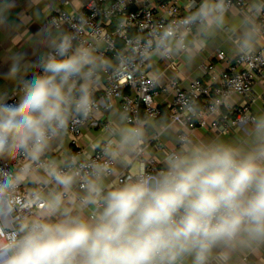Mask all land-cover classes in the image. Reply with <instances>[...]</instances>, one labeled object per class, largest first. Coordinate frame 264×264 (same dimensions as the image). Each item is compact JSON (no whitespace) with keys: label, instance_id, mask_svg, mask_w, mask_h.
<instances>
[{"label":"built area","instance_id":"1","mask_svg":"<svg viewBox=\"0 0 264 264\" xmlns=\"http://www.w3.org/2000/svg\"><path fill=\"white\" fill-rule=\"evenodd\" d=\"M257 1L259 9L254 25L264 36V0ZM215 3L223 11L239 9L246 13L250 10L247 0H215ZM200 7L198 0H90L78 9L59 7L49 15L47 23L59 31L60 37L45 64L49 58L65 59L78 50L95 53L96 62H106L111 56L116 64L104 66L105 83L101 92L95 85L82 91L78 83L79 75L69 80L71 88L65 94L67 103L63 106L65 121L63 125H53L47 139L49 142L62 134L71 138L75 149L64 165H57L49 157L34 159L30 154L31 145L27 150L14 149L0 155V177L11 176L16 182V187L5 199L10 212L9 222L6 225L0 220V254L7 256L15 252L16 241L24 235L32 221L39 219L45 222L40 214L49 207L48 187L37 183L29 189L24 183L26 176L42 170L55 182L72 175L79 181L81 190L90 189V179L103 177L111 178L110 192L139 182L153 187L169 173V160L180 156L176 151L168 150L158 131L148 137H139L134 160L140 163V169L136 174L116 173L117 155L113 151V139L80 159L83 127L88 123L95 124L96 113L110 111L119 103L127 123L138 131L140 127L159 119L162 105L158 104V98L168 95V124L162 130L177 127L182 149L187 148L191 135L199 128L228 135L245 124L256 123L249 103L230 105V100L234 95L249 97L258 83L264 84V46L257 52L244 51L222 73H218L211 64L204 65L202 70L209 74L210 79L206 82L195 79L188 89H184L176 79L160 83L148 70V60L156 51H161L167 62L176 65L172 41L181 52L189 50L188 35L204 21L201 13L197 16L189 13H199ZM65 38L70 46L62 57L57 49ZM224 56V52L219 53V57ZM44 75H47L44 67L34 72L0 106H18L26 85ZM82 77L94 82L101 78L95 62L88 65ZM84 92L89 103L86 110H78L77 105ZM104 128L113 131V122L108 120ZM153 145L157 151L166 154L165 166L155 159L147 161L144 158ZM254 192V189L250 190L249 197ZM82 201L85 203L86 199ZM92 203L93 217L97 219L106 207V190L96 188ZM244 224L248 225L247 221ZM171 253L169 258L166 252L158 256L156 264H179L178 256L174 251ZM205 260L204 256L203 262ZM74 264H78L77 255Z\"/></svg>","mask_w":264,"mask_h":264},{"label":"clouds","instance_id":"2","mask_svg":"<svg viewBox=\"0 0 264 264\" xmlns=\"http://www.w3.org/2000/svg\"><path fill=\"white\" fill-rule=\"evenodd\" d=\"M69 46L65 38L58 55L65 56ZM90 64L87 50L49 58L47 75L26 85L18 106H0V155L31 145L30 154L38 156L53 125L65 121L64 86ZM88 103L84 92L78 110ZM168 163L169 173L153 187L139 182L109 192L94 225L78 219L32 221L15 252L0 254V264H74L81 252L86 254L82 264H156L163 253L190 247L199 249L197 264H203L211 244L234 236L245 221L250 235L264 237V169L254 157L237 160L230 148L197 149ZM253 185L254 194L245 199ZM15 187L13 177H0V200Z\"/></svg>","mask_w":264,"mask_h":264},{"label":"crops","instance_id":"3","mask_svg":"<svg viewBox=\"0 0 264 264\" xmlns=\"http://www.w3.org/2000/svg\"><path fill=\"white\" fill-rule=\"evenodd\" d=\"M90 0H0V104L34 72L45 65L60 37L59 31L47 23L49 15L59 7L75 10ZM201 7L199 13H189L192 16L202 14L204 21L187 37L189 50L181 52L172 41L173 59L176 65H171L161 51H156L148 60L149 72L165 83L171 79L178 80L184 89H188L195 79L208 81L209 74H205L202 67L207 64L215 66L218 73H222L238 55L244 51L257 52L264 46V36L256 29L259 3L257 0H247L249 11L239 9L228 11L220 10L215 0H198ZM188 14V13H187ZM224 52V57L219 53ZM92 62L100 73V79L94 82L79 75L78 83L82 91L89 90L94 85L99 92L105 83L104 66H114L116 60L109 56L106 62H96L95 53H91ZM71 85L64 86L65 94ZM168 95L158 98L159 105H166ZM249 103L256 116L255 124H245L240 129L228 135H218L209 129H197L192 135L187 148L179 146V129L177 127L162 130L168 120L157 124L150 122L135 131L127 123L120 104L110 111L98 112L93 123L83 127V136L80 139L82 154L80 159L94 153L95 149L104 142L113 139L117 155L116 173H138L140 163L134 160L135 148L139 137H148L152 133L161 132V141L168 150L176 151L180 157H190L197 149L230 148L234 151L237 160L254 157L255 163L264 169V84L258 83L254 93L249 97L234 95L230 105ZM111 120L113 131L106 130L105 124ZM75 147L68 135L62 134L46 143L36 158L49 157L57 165H64L71 157ZM166 154L157 151L154 145L145 155L147 161L155 159L165 166ZM67 184L52 181L45 171L25 177L24 183L31 189L37 183L48 187L49 207L40 215L49 224H57L74 219L83 220L94 225L93 217L94 190L103 188L107 194L111 178L90 179V189L81 190L79 181L72 175L65 177ZM245 194L249 197L250 190ZM86 199L84 203L82 200ZM10 212L6 200H0V220L6 225L9 222ZM248 225L243 224L231 238L220 239L204 253L203 264H264V237H253L247 231ZM178 256L179 264H197L199 249L190 247L188 250H173ZM171 252H166L167 257ZM78 264H82L86 254H77Z\"/></svg>","mask_w":264,"mask_h":264},{"label":"trees","instance_id":"4","mask_svg":"<svg viewBox=\"0 0 264 264\" xmlns=\"http://www.w3.org/2000/svg\"><path fill=\"white\" fill-rule=\"evenodd\" d=\"M162 109V114L159 117V119H157V124H161L163 121L168 120L169 118V110L167 108L166 105L161 106Z\"/></svg>","mask_w":264,"mask_h":264}]
</instances>
